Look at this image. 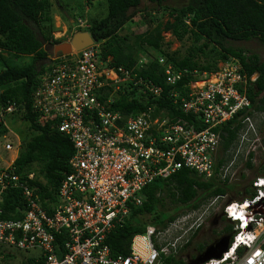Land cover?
Wrapping results in <instances>:
<instances>
[{"label": "built area", "instance_id": "obj_1", "mask_svg": "<svg viewBox=\"0 0 264 264\" xmlns=\"http://www.w3.org/2000/svg\"><path fill=\"white\" fill-rule=\"evenodd\" d=\"M86 28L88 24L77 19L70 35ZM52 36L53 41L62 38L55 32ZM100 48L93 41L67 55L51 52L37 77L31 110L69 138L73 154L54 200H45L44 205L35 188L15 174L14 160L0 168V264L13 254L12 249L36 252L33 259L39 264H166L200 226H186L189 216L177 217L165 228L147 226L143 234L132 237L124 255H114L107 239L125 224L132 207L142 206L141 193L147 185L181 169L217 185H232L245 172H260L248 188L235 192L236 198L227 191L208 199L196 212L201 217L217 214L233 228L228 251L203 264H264V185L260 183L264 165L259 163L264 159V140L255 124L258 118L264 127V111L250 115L246 94L257 75L248 77L237 58L207 73L175 70L160 57L167 88L163 93L161 86L138 75L144 60L131 69L113 67L110 58L101 59ZM132 91L134 96L127 95ZM124 95L129 101L145 102L146 108L129 115L114 110ZM151 99L167 102L183 117L172 118L167 110L156 114ZM16 112L17 107L8 106L0 111V122L4 123L3 114ZM234 118L241 128L223 153L219 129ZM14 148L4 145L7 152ZM8 189L20 193L23 205L14 212L20 219H1L2 195Z\"/></svg>", "mask_w": 264, "mask_h": 264}, {"label": "trees", "instance_id": "obj_2", "mask_svg": "<svg viewBox=\"0 0 264 264\" xmlns=\"http://www.w3.org/2000/svg\"><path fill=\"white\" fill-rule=\"evenodd\" d=\"M107 16L101 20H93L88 28L77 30L87 32L95 43H100L102 60L111 59V66L131 69L140 63L135 48L146 46L159 51L175 70H189L211 73L218 69V62L237 58L248 77L257 75L254 83L247 87V97L251 101L252 113L264 111V60L255 54H247L243 49H231L224 45L225 41L249 42L257 40L264 44V0H106ZM50 0H0V111L10 105L17 107L21 120L28 123L34 133L32 137L22 142L19 153L13 162L14 172L21 181L35 188V193L44 205L45 200L53 201L61 179L68 174V160L73 154V146L67 136L57 132L49 121L40 120L31 110V95L37 82V77L43 71V65L38 62L47 61L52 52L51 45H58L63 40L53 41V16ZM166 12L169 19L162 22L152 18L147 20L146 30L135 36V43L129 44L127 38L120 37L119 32L137 13ZM33 24L38 31L31 28ZM73 25H70V30ZM71 32V31H70ZM163 33H170L177 40L189 36L198 48L190 50L188 55L180 57L162 50ZM44 43L50 45L47 49ZM211 47V48H210ZM219 49L217 52L216 50ZM211 52L217 59L211 62H200L198 54L208 55ZM19 58L32 56V63L17 66L6 60L3 54ZM139 67V66H138ZM139 76L151 81L167 92L163 67L158 59L148 56L140 66ZM134 96V91L127 94ZM127 95L121 96L114 105V110L129 115L141 112L146 108L145 102L129 101ZM156 106L155 112L167 110L172 118L183 117L175 112L173 106L159 99H151L149 104ZM242 114V113H241ZM238 114V116H241ZM7 115V114H3ZM190 123L192 117L185 118ZM199 128V127H198ZM237 118L221 126L220 151L225 152L236 140L239 129ZM6 129L0 122V137H4ZM37 165V170L33 166ZM252 169L250 163L246 164ZM33 175L32 180L28 176ZM233 192L232 185L227 183L217 185L215 182L201 181L195 173L181 169L167 179H157L142 190L143 203L140 207H132L125 224L117 227L109 235L107 244L114 255H124L127 252L133 236L143 234L147 226L165 228L176 218L174 215L161 212L163 195L171 202L189 210H196L208 199ZM247 194V191H245ZM202 197V198H201ZM201 203V204H200ZM23 201L16 189H8L2 195L1 219L17 220L21 215L14 213L21 207ZM150 215L151 222L141 223L140 218ZM232 226L226 225L222 233L232 234ZM197 230L193 236L198 233ZM191 242V241H190ZM190 242L183 248H187ZM176 260V261H175ZM184 264L176 258H168L166 264Z\"/></svg>", "mask_w": 264, "mask_h": 264}, {"label": "rangeland", "instance_id": "obj_3", "mask_svg": "<svg viewBox=\"0 0 264 264\" xmlns=\"http://www.w3.org/2000/svg\"><path fill=\"white\" fill-rule=\"evenodd\" d=\"M50 2L52 5L51 15L53 16V33L55 32L57 37H62L61 40H63L64 42L69 41L72 37L70 35V25H74L77 19H81L89 25L93 20H101L105 18L108 13V5L106 0H50ZM147 14H151L152 18H156L162 22H166L169 19L167 13H164L162 11L151 13L139 12L124 25L123 29L119 32V36L127 38V42L133 45L136 42L134 35L143 33L147 28V20H149V16ZM31 28L39 37L38 31L33 24H31ZM163 38L164 42L162 45V50L169 54L176 53L180 57L188 55V52L190 50L198 48L202 43V41H200L196 44L192 38H189V36L180 41L174 38L170 33H163ZM224 45L231 49H243L247 54H255L261 61L264 60V44H261L257 40H251L249 42L225 41ZM43 46L45 47V49L50 47V45L47 43H44ZM135 50L137 57L142 61L148 56H151L155 59L163 57L159 51L153 50L146 46L138 45ZM216 51L218 52L219 49H217ZM205 53L208 55L204 56L203 54H198L197 57L200 62H211L213 61V59H217L216 54L208 51H205ZM5 55L6 60L12 62L17 66H25L32 63L33 61L32 56H22L19 58H14L13 56H8V54ZM46 63L47 61L38 62L36 66L43 65L44 67ZM221 64L222 63L219 61L217 66L220 67ZM1 92L2 91L0 90V94ZM3 121L6 129V134L5 138L0 137V168L5 167L10 161L14 160V158L17 157L19 147L18 143L21 144L22 142L28 141L34 134L29 129L28 123L22 121L18 113L17 115H4ZM255 124L258 126L261 138H263L264 140V127L262 126L258 118H255ZM8 143L15 146V148L11 152H7L4 150V145ZM263 161L264 159H262V161L260 159L259 163H262V165H264ZM33 169L37 170V165H34ZM259 173V171L245 172L238 176L232 184L234 194L230 192V196L232 198H236L237 193L235 192L239 193L243 191V188H248L249 182ZM162 195L164 200L163 206L159 207V210L161 212L174 215L175 218L181 216H189L186 221V226H189L193 223L195 225L200 224L199 228L197 229L199 231L195 236H193L190 245L187 248L183 249L177 255L176 259L181 260V262L184 264H199V260L205 252L210 255L216 254L219 251L218 248L209 252L207 250L208 248L213 247L216 243H218L221 238L228 236L222 233V230L227 225V223L224 220L219 219V215L214 213H210L209 216L207 214L201 217V212H196V210H189L186 207L174 204L171 202L166 193ZM139 220L141 223H149L151 222V217L150 215H144ZM12 252L15 254L18 261L30 258L33 254L32 252H23L16 249H12ZM169 264L178 263H173V261H171Z\"/></svg>", "mask_w": 264, "mask_h": 264}, {"label": "water", "instance_id": "obj_4", "mask_svg": "<svg viewBox=\"0 0 264 264\" xmlns=\"http://www.w3.org/2000/svg\"><path fill=\"white\" fill-rule=\"evenodd\" d=\"M93 44V39L90 34L87 32H79L73 34L69 42H63L58 45L53 46L52 52L55 56L57 55H67L72 52V49L75 51L82 50ZM230 236H226L220 239L213 247L208 248V252L215 250L216 248L219 251L216 254H208L205 252L199 260V264H203L210 259H220L223 253H226L229 248Z\"/></svg>", "mask_w": 264, "mask_h": 264}, {"label": "crops", "instance_id": "obj_5", "mask_svg": "<svg viewBox=\"0 0 264 264\" xmlns=\"http://www.w3.org/2000/svg\"><path fill=\"white\" fill-rule=\"evenodd\" d=\"M16 158V157H15ZM15 158H14V160H15ZM2 168V167H1ZM45 203V202H44ZM230 236V235H229ZM193 238V237H192ZM192 240V239H191ZM13 253V252H12ZM32 256L30 257V258H27V259H23L22 261H18L17 259H16V256H15V254L13 253L11 256H5L4 258V264H39V263H36L35 261H34V256H36L37 254H36V252H33L32 251Z\"/></svg>", "mask_w": 264, "mask_h": 264}, {"label": "snow or ice", "instance_id": "obj_6", "mask_svg": "<svg viewBox=\"0 0 264 264\" xmlns=\"http://www.w3.org/2000/svg\"><path fill=\"white\" fill-rule=\"evenodd\" d=\"M260 183H261L262 185H264V180H262Z\"/></svg>", "mask_w": 264, "mask_h": 264}, {"label": "flooded vegetation", "instance_id": "obj_7", "mask_svg": "<svg viewBox=\"0 0 264 264\" xmlns=\"http://www.w3.org/2000/svg\"><path fill=\"white\" fill-rule=\"evenodd\" d=\"M72 28H73V26H72ZM72 30V29H71ZM219 219H222L220 216H219ZM223 220V219H222Z\"/></svg>", "mask_w": 264, "mask_h": 264}]
</instances>
